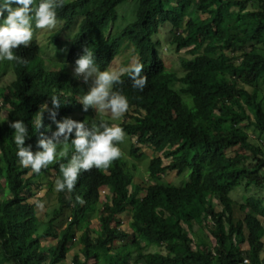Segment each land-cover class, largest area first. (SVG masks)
I'll use <instances>...</instances> for the list:
<instances>
[{
  "label": "trees",
  "instance_id": "16d2710c",
  "mask_svg": "<svg viewBox=\"0 0 264 264\" xmlns=\"http://www.w3.org/2000/svg\"><path fill=\"white\" fill-rule=\"evenodd\" d=\"M122 1L100 0L86 12L66 61L74 65L88 47L103 69L116 56L121 39L133 42L146 82L142 90L134 89L125 74L115 88L128 98L120 127L135 137L130 156L142 155L138 145H150L155 153L147 164L149 177L133 174L120 157L107 168L81 171L71 191H56L51 216L40 219L38 202L31 198L43 180L33 179L43 173L44 181L52 176L55 185L60 165L72 155L71 145L66 144L67 156L34 173L20 165L9 125L16 119L28 125L25 145L35 152L39 132L50 138L56 130L47 111V130L42 126L33 132L31 127L40 106L51 107L50 96L61 103L56 120L75 113L92 118V107L84 110L78 101L88 90L81 79L62 69H45L37 61L35 42L18 46L13 52L20 62L0 61V104L7 108L0 117V264H60L70 250V237L83 256L80 264L91 258L96 264H264V107L254 85L264 75V0H138L135 19L108 35ZM88 2L62 0L57 9L62 27L55 40ZM165 22L175 51L187 47L180 58L181 77L166 71L152 39ZM173 83L182 85L188 100L171 88ZM166 169L186 171L189 178L181 186L161 184L155 179ZM102 188L107 199L100 208ZM233 188L246 197L229 199ZM222 197L230 208L217 210L214 201ZM127 208L125 230L119 214ZM62 216L67 220L58 227ZM93 216L98 228L87 225ZM50 237L54 245L42 242Z\"/></svg>",
  "mask_w": 264,
  "mask_h": 264
},
{
  "label": "clouds",
  "instance_id": "9594fccd",
  "mask_svg": "<svg viewBox=\"0 0 264 264\" xmlns=\"http://www.w3.org/2000/svg\"><path fill=\"white\" fill-rule=\"evenodd\" d=\"M61 6L62 0H0V61L20 62L13 50L18 46L27 47L34 29L56 28L57 9ZM143 67L137 61L118 70L107 67L101 69L96 63L94 50L85 47L72 68L74 78L83 79L85 83L90 81L88 90L78 101L84 110L91 106L96 112H108L114 118L121 116L128 109V98L115 85L120 84L121 77L126 74L131 87L142 90L146 82L142 74ZM50 98L51 107L42 104L31 120V127L33 132H39L42 126L47 130L48 125L43 124V113L47 111L49 118L56 124L52 137H45L39 132V150L33 152L30 145H25V139L29 136L28 125L23 120H13L9 126L14 133L15 154L22 167L39 173L54 160L67 156L66 144L70 142L72 155L66 164L60 165V177L55 180L54 186L57 192L71 191L81 171L93 167L107 168L120 156L117 142L123 139L124 133L121 127L110 126L105 122L89 124L70 117L56 120L61 103L55 95ZM102 189L106 193L105 188Z\"/></svg>",
  "mask_w": 264,
  "mask_h": 264
},
{
  "label": "rangeland",
  "instance_id": "374dc122",
  "mask_svg": "<svg viewBox=\"0 0 264 264\" xmlns=\"http://www.w3.org/2000/svg\"><path fill=\"white\" fill-rule=\"evenodd\" d=\"M66 1V0H65ZM100 0H89V2L79 9L78 13L74 16L73 22L70 25V27L62 31L57 39L55 40L52 35L61 28L62 21L57 19V26L56 28L52 30H43V29H34L33 30V37L32 40L29 42H35L38 45L39 48V57L37 61L41 63L45 69H62L65 72H68L72 74V68L74 65L68 63L66 61V56L68 53V49L70 46V39L72 35L77 31L79 23L81 19L84 17L87 11L92 9ZM138 5V0H123L122 2L118 3L116 5V13H117V19L111 23L110 28L108 29L107 34H116L120 32L122 29H124L129 23H131L136 16V9ZM207 14L203 13L200 14V16L203 18ZM170 25L168 22H165L161 24L158 27V30L155 32V34L152 35V39L155 42V48L157 50V53L159 57L163 60L165 64V69L168 72H173L178 77L183 76L184 70L181 68L180 65V58L185 56V49L187 47H183L180 49V51H175V45L171 43V34L169 33ZM196 43V39H194L191 42V45ZM134 44L127 38H123L120 41L119 49L114 57V59L110 62L109 66L107 68L118 70L121 67L128 66L131 63H134L136 61V55L134 53ZM3 64L4 62L1 61ZM6 74L12 75V70H8ZM7 75H4L5 77ZM80 79V78H79ZM1 80V79H0ZM10 80V77L8 76L6 79H4L5 82H8ZM83 81V79H81ZM84 82V81H83ZM85 83V82H84ZM87 87H89L90 81L88 83H85ZM258 89V97L262 100V104L264 107V75H260L258 79L256 80L254 84ZM182 85L179 83H173L171 85V88L179 92L184 100H188V95L183 94L181 92ZM123 113L119 117H112L110 113L108 112H96L94 108H92V118L91 115H88L84 118H81L79 113H75L72 118L74 120L78 121H86L89 124H93V119H104L107 120L110 126H119L120 123L125 119ZM7 115V108L2 107L0 104V117H5ZM124 136L123 139L119 142H117V146L120 150V158L123 160H126V166L129 168V170L135 174L136 176L140 178H148L149 173L147 171V164L150 159L155 153H153V148L150 145H138V152L142 153L141 156L134 158L130 156L129 150L131 144L135 141V137H130L127 135V133L123 130ZM245 135L250 134V130L247 129V131L244 132ZM168 160L164 158V163H167ZM134 163V165H133ZM39 178H41L43 181H41V184L39 185V189L36 190V195H34L32 201H36L37 203V209H38V215L40 219H43V221H46L48 219V216H51L50 209L53 206H57V192L55 190V186L52 183L53 177L50 176V178L47 181H44L45 175L42 173L38 177L34 178L33 180L36 182ZM188 174L187 172H181L177 173L174 170H164L163 172L159 173V175L156 177V181H158L161 184L167 185V186H181L184 182L188 180ZM154 180V181H155ZM54 181V180H53ZM52 186V191H49V188ZM138 187V186H137ZM38 188V187H37ZM229 199H243L246 197V192L243 191L240 188H233L229 194ZM263 196L262 194H260ZM4 196V192L2 189H0V197ZM37 198H40L41 201H38ZM107 199V193H101L100 195V201H99V207H102V204ZM264 203V202H263ZM215 207L217 210L221 208H230V201L227 198H219L214 201ZM130 208H127L125 211L121 212L119 214V219L121 223V227H123L125 230H128V222L130 220ZM48 212V215L46 216L45 213ZM66 217L62 216L60 217L56 222L58 227H63L65 225ZM87 225L90 228H98L99 222L95 216H93L92 219H89L87 222ZM264 240V236H263ZM55 239L53 237H50L49 239L42 240L44 244L48 245H54ZM70 243L71 247L69 252H67L66 258L60 263V264H80L83 262V256L78 251L77 245H74V243H77L75 238L70 237ZM118 244V243H116ZM244 247V246H243ZM151 249H154L151 247ZM261 256L264 260V248L261 252ZM87 264H96L94 262V259H89L87 261Z\"/></svg>",
  "mask_w": 264,
  "mask_h": 264
},
{
  "label": "built area",
  "instance_id": "2783aa9c",
  "mask_svg": "<svg viewBox=\"0 0 264 264\" xmlns=\"http://www.w3.org/2000/svg\"><path fill=\"white\" fill-rule=\"evenodd\" d=\"M101 192L103 193L104 192V189H101Z\"/></svg>",
  "mask_w": 264,
  "mask_h": 264
}]
</instances>
